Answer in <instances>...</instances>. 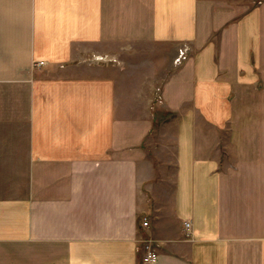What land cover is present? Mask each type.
I'll return each mask as SVG.
<instances>
[{
  "label": "crops",
  "instance_id": "crops-1",
  "mask_svg": "<svg viewBox=\"0 0 264 264\" xmlns=\"http://www.w3.org/2000/svg\"><path fill=\"white\" fill-rule=\"evenodd\" d=\"M238 2L0 0V264H264V0Z\"/></svg>",
  "mask_w": 264,
  "mask_h": 264
},
{
  "label": "built area",
  "instance_id": "built-area-1",
  "mask_svg": "<svg viewBox=\"0 0 264 264\" xmlns=\"http://www.w3.org/2000/svg\"><path fill=\"white\" fill-rule=\"evenodd\" d=\"M44 65H45L44 61L38 62L36 64V66H44ZM143 226L144 227H148L149 226V221L147 219L144 220ZM185 227H186V229L188 231V234L190 235L191 223L188 222V221L185 222ZM145 250H146V253L144 255L143 261L145 263H149V264L153 263L157 259L158 253L153 248L151 240H146V242H145Z\"/></svg>",
  "mask_w": 264,
  "mask_h": 264
},
{
  "label": "rangeland",
  "instance_id": "rangeland-1",
  "mask_svg": "<svg viewBox=\"0 0 264 264\" xmlns=\"http://www.w3.org/2000/svg\"><path fill=\"white\" fill-rule=\"evenodd\" d=\"M238 1H239L238 4H237L238 7L242 8V9H245V8L252 7L253 4L255 5V3H258V2H260L262 0H238Z\"/></svg>",
  "mask_w": 264,
  "mask_h": 264
}]
</instances>
